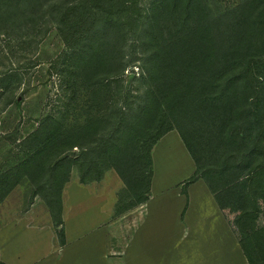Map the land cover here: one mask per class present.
I'll return each instance as SVG.
<instances>
[{
	"label": "trees",
	"instance_id": "trees-1",
	"mask_svg": "<svg viewBox=\"0 0 264 264\" xmlns=\"http://www.w3.org/2000/svg\"><path fill=\"white\" fill-rule=\"evenodd\" d=\"M48 23L66 47L58 57L62 85L79 81L110 91L118 82L112 95L122 102L113 100L70 131L53 115L42 116L20 140V160L0 171V201L27 176L60 223L61 189L77 164L81 181L113 168L133 197L130 205L142 202L151 149L176 129L196 166L183 190L203 178L220 202L218 192L237 182L251 205L235 219L237 238L248 264H264L263 240L240 223L257 211L264 188V0L226 7L219 0H0L7 39L13 32L31 45ZM132 59L141 68L133 79L146 84L135 92L123 85ZM3 75L1 81L21 78L13 68Z\"/></svg>",
	"mask_w": 264,
	"mask_h": 264
},
{
	"label": "crops",
	"instance_id": "crops-1",
	"mask_svg": "<svg viewBox=\"0 0 264 264\" xmlns=\"http://www.w3.org/2000/svg\"><path fill=\"white\" fill-rule=\"evenodd\" d=\"M151 159L146 199L123 207L113 222L115 192L125 189L113 169L81 181L72 167L61 189L60 223L21 178L0 201V264H248L205 180L183 190L196 166L177 130L157 140Z\"/></svg>",
	"mask_w": 264,
	"mask_h": 264
},
{
	"label": "rangeland",
	"instance_id": "rangeland-1",
	"mask_svg": "<svg viewBox=\"0 0 264 264\" xmlns=\"http://www.w3.org/2000/svg\"><path fill=\"white\" fill-rule=\"evenodd\" d=\"M219 1L225 7L236 2V0ZM46 28L45 35L43 37L37 35L31 45L28 42L23 43V38H17L13 32H9L13 37L8 39L5 34H0V78L10 68L18 71L21 76L20 80L14 78L15 76L0 80V171L20 160L25 150L20 140L37 126L39 119L45 114L58 118L63 127L70 131L105 112L115 100H118V103L122 102L120 95H112L116 91V85L120 84L118 82L111 83L113 88L110 91L100 85L83 87L79 81L76 83L69 81L72 83L62 85L63 74L59 72L61 65L58 57L66 47L53 24L48 23ZM132 60L134 61L127 66L139 65L140 59ZM123 85L125 90L131 89L132 92L142 90L146 86L134 80L131 74L124 77ZM12 89L14 91L11 102L6 104L5 101L11 98ZM73 152H78V148L74 147L70 154ZM73 168L79 175L78 165L74 164ZM107 170L103 171L102 177ZM233 183L220 190L218 198L219 203L225 207V212L237 235L240 225L235 219L240 212L251 205L244 189H241L237 182ZM115 193L116 203L110 215L111 222L118 219L117 213L133 201L126 188L118 189ZM256 199L257 211L251 212L249 217L240 223L243 222L242 226L247 227L252 233L258 232L264 242V188H259ZM109 228H113V225Z\"/></svg>",
	"mask_w": 264,
	"mask_h": 264
},
{
	"label": "built area",
	"instance_id": "built-area-1",
	"mask_svg": "<svg viewBox=\"0 0 264 264\" xmlns=\"http://www.w3.org/2000/svg\"><path fill=\"white\" fill-rule=\"evenodd\" d=\"M141 73V68L139 65H131L125 67L123 71V77H126L128 74H131L132 76H139Z\"/></svg>",
	"mask_w": 264,
	"mask_h": 264
}]
</instances>
